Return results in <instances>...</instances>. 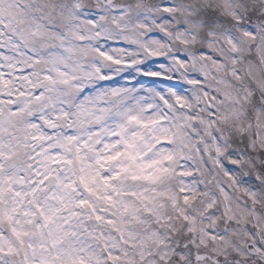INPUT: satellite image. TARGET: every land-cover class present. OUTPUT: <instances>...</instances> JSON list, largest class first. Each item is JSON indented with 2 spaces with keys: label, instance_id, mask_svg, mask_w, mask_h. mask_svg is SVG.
<instances>
[{
  "label": "snow or ice",
  "instance_id": "6c2138e0",
  "mask_svg": "<svg viewBox=\"0 0 264 264\" xmlns=\"http://www.w3.org/2000/svg\"><path fill=\"white\" fill-rule=\"evenodd\" d=\"M11 16L29 28L20 32L0 16V264H112L120 255L110 235L130 243L129 226L145 223L125 182L141 174L155 181L148 169L166 171L160 159L146 157L171 142L170 133L160 134L168 133L169 113L177 133L196 120L178 110L191 108L185 88L203 86L204 73L178 79L190 54L175 49L207 38L201 26L217 22H227L232 37L237 27L254 35L255 13L245 23L190 0H16ZM172 64L180 71L169 75ZM208 111L214 114L211 102ZM118 215L128 217L124 227ZM94 245L106 250L102 256ZM185 252L193 264L202 259L191 244L176 247L173 259L183 261ZM167 261L161 255L160 264Z\"/></svg>",
  "mask_w": 264,
  "mask_h": 264
},
{
  "label": "clouds",
  "instance_id": "9594fccd",
  "mask_svg": "<svg viewBox=\"0 0 264 264\" xmlns=\"http://www.w3.org/2000/svg\"><path fill=\"white\" fill-rule=\"evenodd\" d=\"M46 2L60 4L66 0ZM85 2L95 6L97 0ZM190 2L245 23L249 22L248 15L255 13L251 23L257 31L253 35L237 27V35L232 37L227 22H217L212 29L201 26L207 38L197 36L189 45L175 49L190 54L178 79H194L204 73L203 86L185 88L191 108L186 104L185 109L178 110L194 114L196 120L187 121L177 133L175 113H169L165 125L168 133L160 134L170 133L171 142L156 145L146 157L160 159L158 168L166 171L148 169L159 177L155 181L141 174L139 180L125 182L122 190L136 193V206L145 223L129 226L135 233L130 237L124 233L130 243L121 241L119 233L110 235L109 246L120 255L112 264H160L161 255L168 258L167 264H193L187 252L183 261L173 259L178 255L175 248L188 244L201 254L196 264H264V249L256 243H264V173L260 170L264 168V0ZM15 5L16 0H0V16L9 27L25 32L29 28L27 21L23 26L13 24L11 12ZM53 15L58 19V12ZM199 47L205 48L207 54L196 51ZM117 55L123 60L128 54ZM139 59L148 57L141 55ZM106 67L122 70L115 64ZM166 70L169 75L180 71L175 64ZM209 102L214 114L208 111ZM253 178L261 187L252 184ZM145 207L151 208V213H146ZM127 221V216L116 217L120 227ZM249 244L253 245L251 249ZM94 250L98 257L106 251L98 245ZM234 251L240 254V260L231 262ZM99 264H107V260L100 259Z\"/></svg>",
  "mask_w": 264,
  "mask_h": 264
}]
</instances>
